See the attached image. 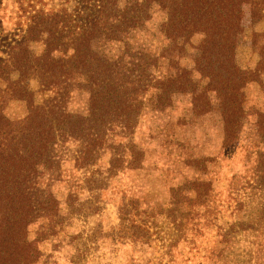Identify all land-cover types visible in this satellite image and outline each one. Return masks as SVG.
Here are the masks:
<instances>
[{
  "label": "trees",
  "instance_id": "trees-1",
  "mask_svg": "<svg viewBox=\"0 0 264 264\" xmlns=\"http://www.w3.org/2000/svg\"><path fill=\"white\" fill-rule=\"evenodd\" d=\"M18 1L31 8L29 22L0 57V264H38L40 240L56 233L62 218L58 197L42 186L40 177L58 164L68 142L78 145L73 159L80 169L95 167L109 153L108 177L141 170L146 154L135 134L142 116L163 112L186 95L194 117L218 113L222 148L234 144L248 116L246 87L255 75L264 74V32L254 71L236 59L243 7L251 6L257 22L264 0H87L90 20L68 7L79 0H49V8L46 0ZM155 10L164 13L158 28L161 44H139L136 36L148 32ZM195 36H201L197 44L192 43ZM34 44H40L38 51ZM77 102L82 108H76ZM13 103L24 106L22 116L8 113ZM258 123L264 141V110ZM216 160L214 155H191L186 164L210 175ZM260 171L255 182L262 208L256 212L262 215H247L250 221L221 224L226 200L219 197L213 178L198 176L170 188L173 207L155 212L173 217L180 234L176 242L163 243L169 263L176 262L171 247L180 238L192 252H205L199 254L203 264H215L232 236L263 224L264 152L263 176ZM124 207L122 237L129 230L142 244L155 237L166 242L158 228L152 230L158 226L153 212L130 215V207L139 209L138 198ZM37 222L41 237L31 239L30 226ZM212 231L217 242L201 250L200 240Z\"/></svg>",
  "mask_w": 264,
  "mask_h": 264
},
{
  "label": "rangeland",
  "instance_id": "rangeland-1",
  "mask_svg": "<svg viewBox=\"0 0 264 264\" xmlns=\"http://www.w3.org/2000/svg\"><path fill=\"white\" fill-rule=\"evenodd\" d=\"M46 1L48 8L53 6V1ZM90 6L87 0L68 5L72 11L78 9L81 12L82 20L92 18ZM30 9L27 3L22 7L18 0H0V57L5 56L7 44L26 29ZM163 19L164 13L155 10L147 25L148 32L137 34L138 43L159 46L162 38L158 28ZM242 25L236 59L242 68L254 71L261 58L264 13L259 21L253 22L251 6L245 5ZM200 40L201 36H195L192 43L197 44ZM33 49L38 51L40 44H34ZM32 85L36 86L35 83ZM246 99V123L234 144L227 149L222 148V123L218 113L194 117L190 112L189 96H178L174 105L163 112L144 114L135 134V140L145 150L144 168L125 170L114 177H108L106 173L109 153L103 154L95 167L80 169L73 159L78 145L68 142L59 153L58 164L45 170L40 177L42 186L58 197L62 218L57 232L40 240L43 255L38 264H171L170 256L164 255L168 249L163 247L176 242L180 234L175 232L173 217L155 212H166L173 207L171 187L198 176L213 178L219 197L226 200L221 224L246 219L250 214L258 219L262 214L256 210L262 208V199L257 188L260 184L255 179L259 170H263L264 141L258 121L259 113L264 110V74L255 75L248 84ZM76 108H82V102H77ZM7 110L13 116L25 113L24 106L19 103H13ZM191 155L217 157L210 165V175L186 164ZM136 198L139 209L130 207V215L149 209L158 222L152 230L158 228L161 236L167 237L166 242L155 237L142 244L130 237L129 230L122 237L120 211L125 208L124 204ZM136 216L135 219L139 218ZM40 232L41 223L37 222L30 226L29 236L40 238ZM216 240L215 231L207 234L200 240L201 250ZM188 246L180 238L177 246L171 247L174 264H203L199 254L205 252H192ZM221 254L222 260L215 264H264V213L263 224L232 236L226 251Z\"/></svg>",
  "mask_w": 264,
  "mask_h": 264
}]
</instances>
